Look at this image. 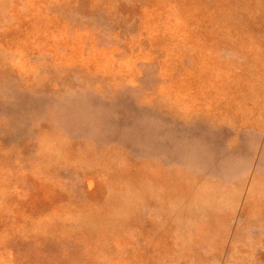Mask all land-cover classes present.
<instances>
[{"label":"rangeland","instance_id":"1","mask_svg":"<svg viewBox=\"0 0 264 264\" xmlns=\"http://www.w3.org/2000/svg\"><path fill=\"white\" fill-rule=\"evenodd\" d=\"M0 264H264V0H0Z\"/></svg>","mask_w":264,"mask_h":264}]
</instances>
